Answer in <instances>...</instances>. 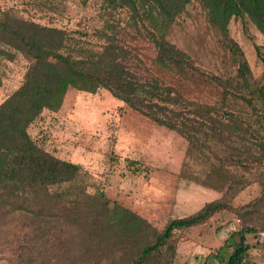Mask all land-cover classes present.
I'll use <instances>...</instances> for the list:
<instances>
[{"label":"rangeland","instance_id":"obj_1","mask_svg":"<svg viewBox=\"0 0 264 264\" xmlns=\"http://www.w3.org/2000/svg\"><path fill=\"white\" fill-rule=\"evenodd\" d=\"M206 4L203 8L197 0L188 2L165 38L204 75L185 83L186 96L236 110L231 126L235 122L237 130L230 140L224 146L209 140L204 152L208 164H218L215 152L226 165L234 149L238 167L230 169L248 184L231 199L229 209L206 224L176 232L146 264H220L218 249L241 228L260 231L258 239H247V264H264V108L259 103L253 113L240 104L241 96L252 99L248 85L264 89V25L246 17L228 18L232 10L214 0ZM209 11L215 24H226L227 35L208 21ZM1 12L63 31L60 51L74 57L99 50L110 36L127 49L126 64L138 78L163 76L153 64L156 51L142 11L112 8L109 0H0ZM242 60L251 74L247 85L235 78ZM32 63L19 42L2 38L0 104L19 88ZM28 133L54 157L78 165L88 193L103 195L109 207L117 205L133 213L150 229L139 232L134 225L118 224L107 237L96 239L60 220L16 212L0 217V264H124L148 243L151 231L161 232L170 220L191 215L222 196L200 184L208 169L199 151L184 167L187 142L180 135L130 110L103 89L94 94L69 89L61 107L44 110ZM252 202L254 210H249ZM230 252L231 248L223 252L225 259Z\"/></svg>","mask_w":264,"mask_h":264},{"label":"trees","instance_id":"obj_2","mask_svg":"<svg viewBox=\"0 0 264 264\" xmlns=\"http://www.w3.org/2000/svg\"><path fill=\"white\" fill-rule=\"evenodd\" d=\"M190 1L109 0L112 8H126L131 13L142 11L146 15L156 51L153 64L163 71V76L143 81L127 66V49L110 36L105 35L106 41L99 50L74 57L60 51L63 31L0 13V42L6 36L14 39L33 59L22 84L0 104V217L21 212L37 219H56L96 239L107 237L118 224L123 228L134 225L139 232L150 229L133 213L117 205L109 207L103 195L88 193L82 186L83 173L78 165L54 157L29 135L28 127L34 120L44 110L57 111L71 88L90 94L106 90L130 110L176 132L187 142L184 167L199 151L208 169L200 184L222 193L219 199L205 203L195 213L170 220L161 232L151 231L148 243L124 264H146L173 234L206 224L215 214L230 208L231 199L248 184L230 169L238 167L233 159L234 149L229 147L233 149L232 159L226 165L215 152L212 154L218 164L210 161L208 164L204 150L208 149L209 140L222 146L225 140H230L237 130L235 122L231 126L236 110L233 106L216 107L186 96L189 90L185 83H191L196 75H204L188 55L165 38L173 19ZM197 1L203 8L207 5V0ZM214 3L232 10L228 18L246 17L252 23L264 25V0H214ZM207 18L222 35H227L226 24H215L210 11ZM235 78L245 84L249 82L251 74L244 60L239 62ZM246 88L252 99L241 96L240 104L253 113L259 110V103L264 108V89H250L249 85ZM248 208L254 210V203ZM259 235L260 231L252 228L231 232L217 251L220 264H247L250 250L247 239L249 236L258 239ZM227 248L231 252L225 259L222 254Z\"/></svg>","mask_w":264,"mask_h":264},{"label":"crops","instance_id":"obj_3","mask_svg":"<svg viewBox=\"0 0 264 264\" xmlns=\"http://www.w3.org/2000/svg\"><path fill=\"white\" fill-rule=\"evenodd\" d=\"M16 90V89H15ZM130 194V193H129ZM136 199H139V198H136Z\"/></svg>","mask_w":264,"mask_h":264}]
</instances>
